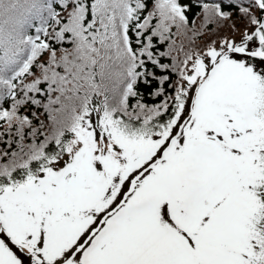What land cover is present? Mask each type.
<instances>
[{
    "label": "snow or ice",
    "instance_id": "snow-or-ice-1",
    "mask_svg": "<svg viewBox=\"0 0 264 264\" xmlns=\"http://www.w3.org/2000/svg\"><path fill=\"white\" fill-rule=\"evenodd\" d=\"M0 264H264V0H0Z\"/></svg>",
    "mask_w": 264,
    "mask_h": 264
},
{
    "label": "trees",
    "instance_id": "trees-1",
    "mask_svg": "<svg viewBox=\"0 0 264 264\" xmlns=\"http://www.w3.org/2000/svg\"><path fill=\"white\" fill-rule=\"evenodd\" d=\"M182 2H183V0H182ZM190 16H191V14H190ZM141 90L145 91L144 89H141ZM145 98H146V102L151 103L150 98L147 97V92L146 91H145Z\"/></svg>",
    "mask_w": 264,
    "mask_h": 264
},
{
    "label": "rangeland",
    "instance_id": "rangeland-1",
    "mask_svg": "<svg viewBox=\"0 0 264 264\" xmlns=\"http://www.w3.org/2000/svg\"><path fill=\"white\" fill-rule=\"evenodd\" d=\"M239 39V38H238Z\"/></svg>",
    "mask_w": 264,
    "mask_h": 264
}]
</instances>
